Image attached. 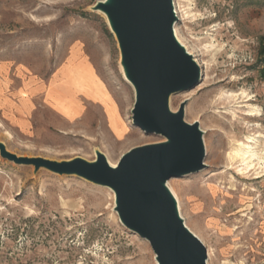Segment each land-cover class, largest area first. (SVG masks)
<instances>
[{
	"label": "rangeland",
	"instance_id": "374dc122",
	"mask_svg": "<svg viewBox=\"0 0 264 264\" xmlns=\"http://www.w3.org/2000/svg\"><path fill=\"white\" fill-rule=\"evenodd\" d=\"M98 1L0 0V62L21 69L23 79L49 80L75 52L97 81L74 70L65 83L94 98L110 93L126 129L119 139L100 130L97 111L90 132L66 133L33 117L20 129L0 114V143L16 156L91 161L100 150L116 164L130 148L164 140L131 124L134 92L120 72L116 38L92 8ZM173 3L174 28L194 52L200 79L168 104L176 111L185 101L184 120L198 123L205 167L166 183L184 224L206 247V264H264V0ZM50 88L55 95L61 86L51 81ZM252 105L260 115H246ZM250 136L263 159L243 170L233 155ZM114 206L107 186L0 156V264H156L148 241L121 224Z\"/></svg>",
	"mask_w": 264,
	"mask_h": 264
},
{
	"label": "water",
	"instance_id": "95a60500",
	"mask_svg": "<svg viewBox=\"0 0 264 264\" xmlns=\"http://www.w3.org/2000/svg\"><path fill=\"white\" fill-rule=\"evenodd\" d=\"M92 8L105 14L133 86L131 124L164 140L130 148L115 166L100 150L91 161L80 156L56 161L16 156L0 143V156L109 187L121 224L148 241L158 264H206V247L184 224L166 186L171 177L205 167L198 123L184 120L185 101L176 111L168 104L171 95L194 88L200 79L198 64L174 35L173 0H103Z\"/></svg>",
	"mask_w": 264,
	"mask_h": 264
},
{
	"label": "crops",
	"instance_id": "0c3cea01",
	"mask_svg": "<svg viewBox=\"0 0 264 264\" xmlns=\"http://www.w3.org/2000/svg\"><path fill=\"white\" fill-rule=\"evenodd\" d=\"M74 70H82L97 81L85 60L75 52L69 54L65 65L60 67L54 79L49 80L23 79L21 69L0 62L1 116L20 129H26L33 117L38 125L52 127L61 133L71 129L90 132L94 123L90 112L97 111L101 118L98 128L119 139L126 129L122 131L123 116L116 99L110 93L104 99L94 98L85 89L66 85L65 72ZM9 80L14 81L12 87L8 85ZM51 81L64 88L54 95L49 89ZM118 130L122 132L118 134Z\"/></svg>",
	"mask_w": 264,
	"mask_h": 264
},
{
	"label": "bare ground",
	"instance_id": "6f19581e",
	"mask_svg": "<svg viewBox=\"0 0 264 264\" xmlns=\"http://www.w3.org/2000/svg\"><path fill=\"white\" fill-rule=\"evenodd\" d=\"M173 5H174V3H173ZM176 5V4H175ZM174 10H175V13H176V16H178V9H176V7L174 8ZM98 12H100V11H98ZM102 13V12H101ZM102 16L105 18V22H106V24H107V26H108V28H109V24H108V20H107V18H106V16H105V14L104 13H102ZM178 18V17H177ZM110 29V28H109ZM173 31H174V35H175V37H176V39H177V41L186 49V51L189 53V54H194V52L192 51V50H190V48L182 41V39H180V37H178V35H177V31H176V29L174 28V26H173ZM186 45V46H185ZM187 47V48H186ZM189 51H188V50ZM191 54V55H192ZM192 57H193V55H192ZM194 58V57H193ZM195 60V59H194ZM196 61V60H195ZM197 63V62H196ZM198 65H200L199 64V62L197 63ZM199 67V66H198ZM120 72H121V74H122V77H123V79L131 86V88L133 89V86L131 85V83L126 79V77H125V73H124V71H123V69H122V67H120ZM66 85H68V86H72V85H70L69 83H66ZM86 85V83H83V85L82 86H85ZM75 86L77 87V85L75 84ZM64 87H62L61 86V88L60 89H63ZM133 92H134V90H133ZM87 101V100H86ZM246 115L247 116H249V117H255V115L257 116V115H260L259 114V110H258V108H257V106L255 107V106H250V108L248 109V112L246 113ZM256 137L257 136H250V137H247V141L246 142H244V143H240L239 144V146H238V148L235 150V152H234V155L233 156H235V158H237L240 162H241V164L244 166L243 167V170L244 169H252V168H254L255 167V165L256 164H259V161L260 160H262L263 159V156H262V154H261V151H258V150H256V148H255V146L258 144V140L256 139ZM259 139V138H258ZM203 143H204V139H203ZM262 146V145H261ZM204 148H205V144H204ZM255 160H257V163H255ZM109 162V161H108ZM110 163V162H109ZM110 165H112V166H115V164H111L110 163ZM242 169V168H241ZM81 179H83V180H86V179H84V178H81ZM86 181H88V180H86ZM88 182H90V181H88ZM92 183V182H91ZM93 184V183H92ZM166 186L168 187V189L170 190V192H171V194L173 195V197H174V199H175V201H176V205H177V210H178V213H179V215H180V217L182 218V216H181V213H180V207H179V204H178V198L176 197V195L174 194L175 192H173L172 191V188H170V186L168 185V183H166ZM186 225V224H185ZM187 227V226H186ZM194 234V233H193ZM138 235V234H137ZM195 235V234H194ZM139 236V235H138ZM196 236V235H195ZM201 241V240H200ZM202 242V241H201ZM154 260H155V257H154ZM155 263L156 264H158L157 262H156V260H155Z\"/></svg>",
	"mask_w": 264,
	"mask_h": 264
}]
</instances>
